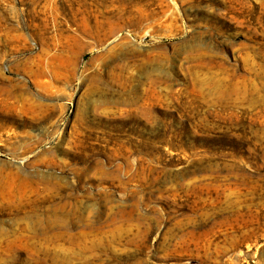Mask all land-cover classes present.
Returning a JSON list of instances; mask_svg holds the SVG:
<instances>
[{
  "label": "rangeland",
  "instance_id": "obj_1",
  "mask_svg": "<svg viewBox=\"0 0 264 264\" xmlns=\"http://www.w3.org/2000/svg\"><path fill=\"white\" fill-rule=\"evenodd\" d=\"M0 264H264V0H0Z\"/></svg>",
  "mask_w": 264,
  "mask_h": 264
},
{
  "label": "bare ground",
  "instance_id": "obj_2",
  "mask_svg": "<svg viewBox=\"0 0 264 264\" xmlns=\"http://www.w3.org/2000/svg\"><path fill=\"white\" fill-rule=\"evenodd\" d=\"M131 95H132V97H131L132 102H129L128 104L137 103V101H138V92H131ZM122 103L124 104L126 102H120V104H122Z\"/></svg>",
  "mask_w": 264,
  "mask_h": 264
}]
</instances>
